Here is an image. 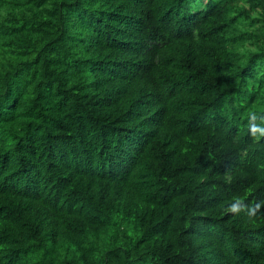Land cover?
Segmentation results:
<instances>
[{
  "label": "trees",
  "instance_id": "obj_1",
  "mask_svg": "<svg viewBox=\"0 0 264 264\" xmlns=\"http://www.w3.org/2000/svg\"><path fill=\"white\" fill-rule=\"evenodd\" d=\"M0 264H264V0H0Z\"/></svg>",
  "mask_w": 264,
  "mask_h": 264
}]
</instances>
